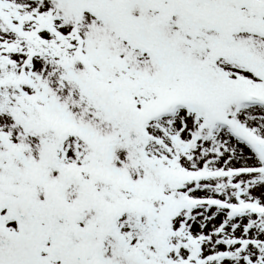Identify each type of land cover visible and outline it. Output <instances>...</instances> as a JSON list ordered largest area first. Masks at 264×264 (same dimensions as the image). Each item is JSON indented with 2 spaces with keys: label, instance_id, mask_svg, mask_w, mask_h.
Segmentation results:
<instances>
[{
  "label": "snow or ice",
  "instance_id": "snow-or-ice-1",
  "mask_svg": "<svg viewBox=\"0 0 264 264\" xmlns=\"http://www.w3.org/2000/svg\"><path fill=\"white\" fill-rule=\"evenodd\" d=\"M0 264H264V0H0Z\"/></svg>",
  "mask_w": 264,
  "mask_h": 264
}]
</instances>
